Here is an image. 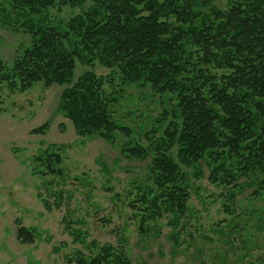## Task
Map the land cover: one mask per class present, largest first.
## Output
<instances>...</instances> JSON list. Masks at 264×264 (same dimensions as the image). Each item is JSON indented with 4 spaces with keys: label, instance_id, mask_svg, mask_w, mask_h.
I'll use <instances>...</instances> for the list:
<instances>
[{
    "label": "trees",
    "instance_id": "trees-1",
    "mask_svg": "<svg viewBox=\"0 0 264 264\" xmlns=\"http://www.w3.org/2000/svg\"><path fill=\"white\" fill-rule=\"evenodd\" d=\"M64 8L69 14L56 17ZM0 21L28 37L9 65L0 62V84L11 92L60 85L57 109L79 136L119 142L126 158L148 160L128 201L142 219L169 214L177 226L192 181L206 178L233 217L229 233H239L245 212L264 228V0H1ZM78 65L88 69L77 74ZM115 81L157 95L148 130L115 117L120 91H107ZM55 149L35 160L42 174L61 177ZM242 198L250 202L241 208ZM17 237L33 240L26 227ZM129 263L126 247L96 243L76 261Z\"/></svg>",
    "mask_w": 264,
    "mask_h": 264
},
{
    "label": "rangeland",
    "instance_id": "rangeland-1",
    "mask_svg": "<svg viewBox=\"0 0 264 264\" xmlns=\"http://www.w3.org/2000/svg\"><path fill=\"white\" fill-rule=\"evenodd\" d=\"M54 13L64 19L69 11ZM27 42L24 33L0 21L1 63L9 65ZM91 68L109 73L97 64ZM84 69L78 65L76 73ZM115 82L107 88L120 91L112 107L115 117L134 132L148 130L161 108L157 95L145 86ZM61 90L40 82L11 92L0 84V264H76L93 251V243L126 247L129 264H264V228L245 212L238 218L239 235L229 233L227 221L233 217L222 207L220 189L206 178L192 181L177 226L169 214L142 219L128 201L148 160L126 158L119 142L79 136L57 109ZM43 124L42 134L31 133ZM51 145L60 155L61 177L42 174L35 160ZM244 201L239 200L241 208L250 202ZM19 227L32 231V242L17 237ZM139 227L147 232L141 234Z\"/></svg>",
    "mask_w": 264,
    "mask_h": 264
}]
</instances>
